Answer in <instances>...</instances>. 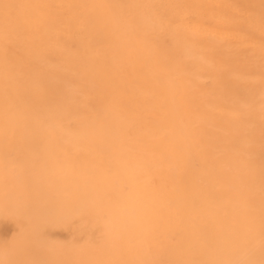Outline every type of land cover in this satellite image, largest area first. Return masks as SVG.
Masks as SVG:
<instances>
[{
  "label": "bare ground",
  "instance_id": "6f19581e",
  "mask_svg": "<svg viewBox=\"0 0 264 264\" xmlns=\"http://www.w3.org/2000/svg\"><path fill=\"white\" fill-rule=\"evenodd\" d=\"M264 264V0H0V264Z\"/></svg>",
  "mask_w": 264,
  "mask_h": 264
},
{
  "label": "snow or ice",
  "instance_id": "6c2138e0",
  "mask_svg": "<svg viewBox=\"0 0 264 264\" xmlns=\"http://www.w3.org/2000/svg\"><path fill=\"white\" fill-rule=\"evenodd\" d=\"M14 264H33V262L28 259H15Z\"/></svg>",
  "mask_w": 264,
  "mask_h": 264
}]
</instances>
